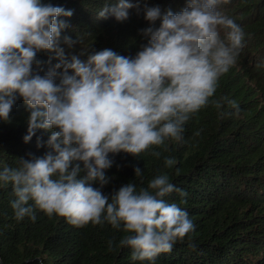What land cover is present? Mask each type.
I'll list each match as a JSON object with an SVG mask.
<instances>
[{"label":"clouds","instance_id":"clouds-1","mask_svg":"<svg viewBox=\"0 0 264 264\" xmlns=\"http://www.w3.org/2000/svg\"><path fill=\"white\" fill-rule=\"evenodd\" d=\"M221 2L228 0H186L176 13L148 6L146 0L107 3L97 18L112 15L122 22L129 9L143 11L150 24L141 30L147 44L133 58L108 48H84L81 55L86 59L81 60L69 57L59 43L61 31L69 26L59 17H71L72 10L42 0H0V119L9 120L22 98L30 111L24 141L37 129L51 130L46 141L50 151L21 158L18 168L0 170V187L11 184L16 197L11 207L17 220H35L34 211L40 210L77 227L89 222L107 221L114 228L122 224L132 235L120 245L130 247L132 259L141 261L170 252L194 230L188 213L163 199L173 191L187 196L166 174L139 191L131 183L110 196L101 189L109 182L110 153L139 156L165 140H180L189 115L214 96L244 37L240 26L217 10ZM221 29L226 39H221ZM64 43L71 48L75 41L65 36ZM41 51L53 53L48 63L58 61L43 76L33 70L34 63H41L36 59ZM212 103L222 107V101ZM228 103L237 107L235 101ZM174 163L166 160V166ZM81 172L86 174L81 177ZM134 172L141 175L139 167Z\"/></svg>","mask_w":264,"mask_h":264},{"label":"trees","instance_id":"trees-1","mask_svg":"<svg viewBox=\"0 0 264 264\" xmlns=\"http://www.w3.org/2000/svg\"><path fill=\"white\" fill-rule=\"evenodd\" d=\"M42 2L73 12L71 17H59L69 25L61 31L59 41L69 57L84 60L86 54L81 53L90 47L89 52L108 48L133 58L147 44L141 30L150 24L142 10L137 14L129 9L128 19L122 22L112 15L97 18L105 4L114 5L118 0ZM146 2L173 13L186 6V0ZM217 10L234 20L244 37L235 63L219 78L214 96L206 107L189 115L180 140H165L139 156L110 153L109 182L101 189L110 196L131 183L139 191L166 174L187 196L173 191L163 199L185 210L194 230L154 261L133 260L131 248L120 245L121 239L132 235L122 224L114 228L107 221L89 222L77 227L64 217H49L40 210L34 211L35 220L29 216L17 220L11 207L16 197L9 184L0 187V264H264V0H228L219 3ZM159 24L157 20L155 27ZM65 36L75 41L71 48L64 43ZM220 36L226 39L225 29ZM52 55L38 52L36 59L41 63L33 64L34 73L45 75L58 62L48 63ZM59 80L57 76L56 83ZM217 100L222 101L221 108L212 103ZM228 101H235L237 107ZM29 114L23 99L18 98L9 120L0 119V170L18 168L21 158L32 159L50 151L46 141L51 130L37 129L29 142L24 141ZM167 159L175 163L166 166ZM137 167L139 176L134 172ZM93 187L100 186L93 182Z\"/></svg>","mask_w":264,"mask_h":264}]
</instances>
